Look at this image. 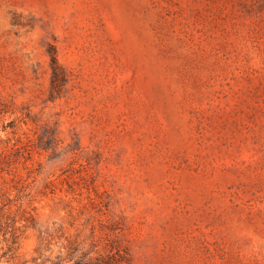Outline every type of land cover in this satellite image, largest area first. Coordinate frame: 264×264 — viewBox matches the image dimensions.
I'll return each mask as SVG.
<instances>
[{"label": "rangeland", "instance_id": "1", "mask_svg": "<svg viewBox=\"0 0 264 264\" xmlns=\"http://www.w3.org/2000/svg\"><path fill=\"white\" fill-rule=\"evenodd\" d=\"M0 264H264V0H0Z\"/></svg>", "mask_w": 264, "mask_h": 264}]
</instances>
